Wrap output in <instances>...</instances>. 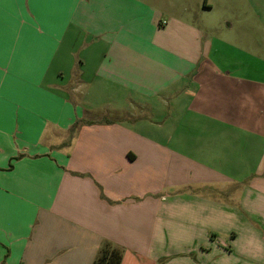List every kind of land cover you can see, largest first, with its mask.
<instances>
[{
    "label": "crops",
    "instance_id": "crops-1",
    "mask_svg": "<svg viewBox=\"0 0 264 264\" xmlns=\"http://www.w3.org/2000/svg\"><path fill=\"white\" fill-rule=\"evenodd\" d=\"M218 6L4 0L0 264H264V0Z\"/></svg>",
    "mask_w": 264,
    "mask_h": 264
},
{
    "label": "rangeland",
    "instance_id": "rangeland-1",
    "mask_svg": "<svg viewBox=\"0 0 264 264\" xmlns=\"http://www.w3.org/2000/svg\"><path fill=\"white\" fill-rule=\"evenodd\" d=\"M242 1L243 0H218L219 2V6L217 7L216 9V12L219 13V17H222L223 15L227 16V17H230L235 25V31H236V34H235V38L238 37V39H241V20L237 18V15L241 12V9H242ZM252 12L253 9H252ZM256 37H258L259 35L258 34H255ZM261 37L263 38L264 40V30L261 31ZM236 41H238L236 39ZM138 113V112H136ZM109 118L110 120H115L116 117L114 115H109Z\"/></svg>",
    "mask_w": 264,
    "mask_h": 264
},
{
    "label": "trees",
    "instance_id": "trees-1",
    "mask_svg": "<svg viewBox=\"0 0 264 264\" xmlns=\"http://www.w3.org/2000/svg\"><path fill=\"white\" fill-rule=\"evenodd\" d=\"M122 257V251L108 243L93 264H121Z\"/></svg>",
    "mask_w": 264,
    "mask_h": 264
},
{
    "label": "snow or ice",
    "instance_id": "snow-or-ice-1",
    "mask_svg": "<svg viewBox=\"0 0 264 264\" xmlns=\"http://www.w3.org/2000/svg\"><path fill=\"white\" fill-rule=\"evenodd\" d=\"M4 0H0V7H2Z\"/></svg>",
    "mask_w": 264,
    "mask_h": 264
}]
</instances>
